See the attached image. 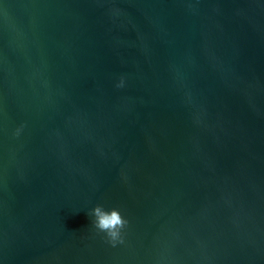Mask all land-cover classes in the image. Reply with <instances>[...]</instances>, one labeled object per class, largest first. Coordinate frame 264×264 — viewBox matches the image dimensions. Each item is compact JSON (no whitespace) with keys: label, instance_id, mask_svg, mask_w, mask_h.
<instances>
[{"label":"water","instance_id":"obj_1","mask_svg":"<svg viewBox=\"0 0 264 264\" xmlns=\"http://www.w3.org/2000/svg\"><path fill=\"white\" fill-rule=\"evenodd\" d=\"M0 264H264V0H0Z\"/></svg>","mask_w":264,"mask_h":264},{"label":"clouds","instance_id":"obj_2","mask_svg":"<svg viewBox=\"0 0 264 264\" xmlns=\"http://www.w3.org/2000/svg\"><path fill=\"white\" fill-rule=\"evenodd\" d=\"M123 86V80L117 87ZM90 225L98 233H102L110 245L115 246L122 242L123 230L127 227L128 221L116 208H105L101 204H95L88 212Z\"/></svg>","mask_w":264,"mask_h":264}]
</instances>
